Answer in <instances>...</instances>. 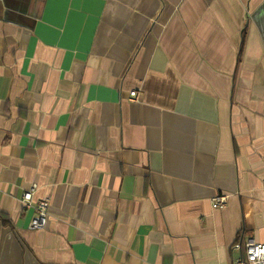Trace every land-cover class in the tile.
I'll use <instances>...</instances> for the list:
<instances>
[{"label": "crops", "instance_id": "1", "mask_svg": "<svg viewBox=\"0 0 264 264\" xmlns=\"http://www.w3.org/2000/svg\"><path fill=\"white\" fill-rule=\"evenodd\" d=\"M248 239L264 0H0V264H234Z\"/></svg>", "mask_w": 264, "mask_h": 264}, {"label": "built area", "instance_id": "2", "mask_svg": "<svg viewBox=\"0 0 264 264\" xmlns=\"http://www.w3.org/2000/svg\"><path fill=\"white\" fill-rule=\"evenodd\" d=\"M138 97L136 92L130 93V98L135 101ZM35 186H32L24 193L22 201L26 207L31 206V201ZM227 198L225 196H216L212 199L213 209H222L226 205ZM33 208V215L28 224L30 231L39 232L45 229L48 219L49 200H39ZM239 248V246H238ZM234 264H264V244L256 243L252 239H248L244 243V255L237 258Z\"/></svg>", "mask_w": 264, "mask_h": 264}]
</instances>
